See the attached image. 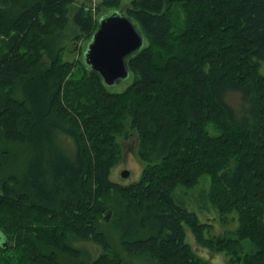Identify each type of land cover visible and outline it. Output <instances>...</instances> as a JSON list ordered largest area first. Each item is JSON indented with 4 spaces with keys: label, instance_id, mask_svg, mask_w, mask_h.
I'll return each mask as SVG.
<instances>
[{
    "label": "trees",
    "instance_id": "obj_1",
    "mask_svg": "<svg viewBox=\"0 0 264 264\" xmlns=\"http://www.w3.org/2000/svg\"><path fill=\"white\" fill-rule=\"evenodd\" d=\"M74 3L0 0V264H124L117 245L153 264H208L186 227L230 264H264V0H130L120 11L146 44L121 92L84 52L66 59L68 31L92 39L100 21L86 6L71 18ZM131 133L145 165L121 185L110 177ZM205 176L235 230L209 236L175 200ZM76 240L103 252L90 260Z\"/></svg>",
    "mask_w": 264,
    "mask_h": 264
},
{
    "label": "rangeland",
    "instance_id": "obj_2",
    "mask_svg": "<svg viewBox=\"0 0 264 264\" xmlns=\"http://www.w3.org/2000/svg\"><path fill=\"white\" fill-rule=\"evenodd\" d=\"M102 0H75L74 5L71 7V18H73L74 12L79 7L86 6L87 11H92L94 17L99 19L101 15L107 13V11H98V7ZM130 0H123L122 6L119 9L124 13L125 7ZM110 12V11H108ZM108 14V13H107ZM125 15V14H124ZM75 36L73 29L68 31L67 39L64 42V46L69 49L67 52L66 59L76 60L78 57L82 56V53L87 48V45L90 41L88 38H82L79 42L72 44V38ZM76 47L75 49H73ZM84 55V53H83ZM261 74L264 75V63H261ZM134 77L132 74L121 82V84L111 87V90L116 92H121L126 89L133 81ZM121 145L123 147L122 158L119 163L113 168L110 179L121 185H128L133 182L140 180L144 163L140 160L138 156V136L135 133H131L127 138H119ZM124 170L130 171V177L124 179L121 173ZM210 186V177L205 176L201 179L200 183L194 189H185L179 187L174 195L175 200L178 203L184 204L189 210H192L197 213L201 222H209L212 225V230L210 235L219 236L228 231L235 230L238 226V221L235 215H230L227 220L221 219L219 212L211 205L208 201L207 193ZM112 213H106V216ZM125 228V225H123ZM122 230V229H121ZM186 242L191 246L195 253L203 258L208 264H230L229 256L224 252H212L208 248H205L197 243L196 238L192 231L186 227ZM2 235L0 234V243ZM74 245L81 247L85 253V256L94 260L102 252V248L99 244L93 241H74ZM117 251L124 257V264H153L150 261L149 256L143 257H131L127 255L126 251L120 246L115 247ZM251 250V247H247L244 253H247Z\"/></svg>",
    "mask_w": 264,
    "mask_h": 264
},
{
    "label": "water",
    "instance_id": "obj_3",
    "mask_svg": "<svg viewBox=\"0 0 264 264\" xmlns=\"http://www.w3.org/2000/svg\"><path fill=\"white\" fill-rule=\"evenodd\" d=\"M107 13L100 17L99 26L84 51L83 59L111 88L130 76L128 61L144 48L146 40L130 17L119 10ZM130 174L129 170L121 173L124 179L129 178ZM110 216H106L107 221Z\"/></svg>",
    "mask_w": 264,
    "mask_h": 264
}]
</instances>
